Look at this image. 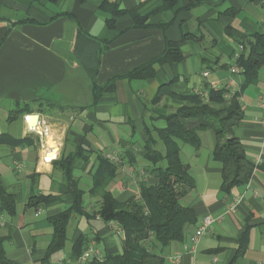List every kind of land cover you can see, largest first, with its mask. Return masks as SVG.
Returning a JSON list of instances; mask_svg holds the SVG:
<instances>
[{"label": "crops", "instance_id": "1", "mask_svg": "<svg viewBox=\"0 0 264 264\" xmlns=\"http://www.w3.org/2000/svg\"><path fill=\"white\" fill-rule=\"evenodd\" d=\"M191 1L0 0V179L16 203L14 214L0 209L8 260L84 264L123 253L124 231L100 217L102 197L91 192L99 155L118 164L109 189L120 202L138 196L142 182L157 183L158 172L145 159L147 128L164 127L162 117L183 106L189 93L205 94L207 85L222 88L232 78L239 87L242 71L233 74L231 66L248 37L264 31V0H197L190 6ZM76 22L107 45L98 85L156 57L167 41L177 42L183 57L158 65L150 79L120 77L95 100L90 79L72 54ZM240 102L244 116L234 135L256 168L248 183L224 192L213 131L199 133V149L181 146V159L195 180L181 204L193 210L195 221L182 239L153 247L164 264H264V66ZM32 114H39L36 126L26 119ZM78 146L90 151L88 160L76 158L73 169L86 214L72 213L64 248L46 258L54 232L49 219L73 205L61 161ZM41 194L57 198L39 207L28 204L31 195ZM208 215L215 222L195 245L191 237ZM83 235L87 260H74L73 245ZM242 244L245 250L238 253Z\"/></svg>", "mask_w": 264, "mask_h": 264}, {"label": "trees", "instance_id": "2", "mask_svg": "<svg viewBox=\"0 0 264 264\" xmlns=\"http://www.w3.org/2000/svg\"><path fill=\"white\" fill-rule=\"evenodd\" d=\"M175 1L167 0L168 5ZM196 1L192 0L190 6ZM73 38L72 54L87 73L95 100L102 93L113 90L115 81L120 77L130 80L150 79L155 76L158 65H170L183 57L179 44L167 41L164 51L156 57L124 75L112 77L104 85H98L96 76L100 56L107 45L102 46V42L89 35L78 22L75 24ZM234 64L242 68L243 77L242 83L234 92L224 87L214 89L207 85L205 94L189 93L184 97L183 106L163 116L166 123L164 127H155L154 132L147 128L145 159L155 167L159 181L155 184L142 182L138 196L120 202L112 195L109 186L117 176L118 164L104 155H99L91 192L102 197L100 217L106 222H117L124 231L123 253L108 256L103 261L93 259L84 264L165 263L164 258L153 247L159 245L165 248L172 241L182 239L186 226L195 221L193 210L181 204V199L195 187V180L190 174L189 165L182 161L180 151L182 143L199 149L202 145L199 133L202 131L210 129L215 135L213 157L223 166L224 192L248 183L256 165L248 159L242 141L234 135V127L244 116L240 102L241 93L247 86L258 81L259 71L264 66V31H257L248 37ZM162 95L160 92L155 101H159ZM89 155L90 151L78 146L73 155L61 161V166L70 178L73 205L49 219L54 232L46 258L64 248L67 240L66 229L72 213L86 214L84 191L79 188V181L74 178L73 169L77 157L88 160ZM56 198L53 195H31L28 204L39 207L41 204L54 202ZM0 209L11 214L16 212L14 196L6 192L1 179ZM3 244L4 238L0 237V264H17L6 258ZM244 246L245 244H242L238 253L244 252ZM87 248L88 238L83 235L73 245V259H79ZM231 264H234V261Z\"/></svg>", "mask_w": 264, "mask_h": 264}, {"label": "built area", "instance_id": "3", "mask_svg": "<svg viewBox=\"0 0 264 264\" xmlns=\"http://www.w3.org/2000/svg\"><path fill=\"white\" fill-rule=\"evenodd\" d=\"M240 49L243 50V45H241ZM231 71L233 74H238L242 71V68L239 67L237 64H233L231 66ZM203 75L205 77H207L209 75V71L208 70L204 71ZM224 88L230 90L231 92H234L236 89H238V84L236 82V79L232 78L229 81V83L224 86ZM26 119H29V117H26ZM45 132H47V131H45ZM259 162H260V160H259ZM214 222H215V218L212 215H208V216L203 217V219L200 221L194 235L191 237V240L195 245L198 244V242L202 236H204L205 234H207L210 231ZM87 257H88V253H84L81 256V260L85 261V260H87Z\"/></svg>", "mask_w": 264, "mask_h": 264}, {"label": "water", "instance_id": "4", "mask_svg": "<svg viewBox=\"0 0 264 264\" xmlns=\"http://www.w3.org/2000/svg\"><path fill=\"white\" fill-rule=\"evenodd\" d=\"M30 123L36 126L39 123V114H32L29 116Z\"/></svg>", "mask_w": 264, "mask_h": 264}, {"label": "bare ground", "instance_id": "5", "mask_svg": "<svg viewBox=\"0 0 264 264\" xmlns=\"http://www.w3.org/2000/svg\"><path fill=\"white\" fill-rule=\"evenodd\" d=\"M37 129L38 130H40L41 131V128H39V127H37ZM50 140V139H49ZM53 146V145H52ZM48 148V147H47ZM54 149H56V148H54ZM58 149V148H57ZM47 150V149H46ZM52 152V151H51ZM49 153V152H48ZM45 154V153H44ZM55 155V153H50V154H48V157H53Z\"/></svg>", "mask_w": 264, "mask_h": 264}, {"label": "rangeland", "instance_id": "6", "mask_svg": "<svg viewBox=\"0 0 264 264\" xmlns=\"http://www.w3.org/2000/svg\"><path fill=\"white\" fill-rule=\"evenodd\" d=\"M163 123H164V122H161V123H160V124H158V125H159V126H162V125H164ZM154 135L156 136V133H154ZM181 146H182V147H184V146H185V147H188V146H186V145H185V144H183V143L181 144Z\"/></svg>", "mask_w": 264, "mask_h": 264}]
</instances>
